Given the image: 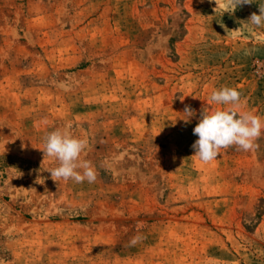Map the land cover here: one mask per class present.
<instances>
[{
    "label": "rangeland",
    "instance_id": "rangeland-1",
    "mask_svg": "<svg viewBox=\"0 0 264 264\" xmlns=\"http://www.w3.org/2000/svg\"><path fill=\"white\" fill-rule=\"evenodd\" d=\"M260 6L0 0V264H264V132L208 163L191 147L213 90L264 118ZM67 124L93 183L51 178Z\"/></svg>",
    "mask_w": 264,
    "mask_h": 264
},
{
    "label": "clouds",
    "instance_id": "clouds-1",
    "mask_svg": "<svg viewBox=\"0 0 264 264\" xmlns=\"http://www.w3.org/2000/svg\"><path fill=\"white\" fill-rule=\"evenodd\" d=\"M253 0H225L230 12L237 6L251 4ZM259 13H252L246 24L256 28H264V6L259 7ZM237 31V30H235ZM212 104L220 105L216 109L203 108L200 119L193 129L198 137L191 145L194 156L208 163L216 159L221 149L235 146L239 151H255L259 145L256 141L264 132V118L250 110H244L241 93L235 88L221 87L213 90L208 97ZM187 121L193 116V110L185 106ZM72 125L55 128L44 136V157H51L57 166L50 168L53 181H74L75 183H93L97 173L91 161L81 159L87 148V140L76 137L71 131ZM139 237H133L130 245L134 246Z\"/></svg>",
    "mask_w": 264,
    "mask_h": 264
}]
</instances>
